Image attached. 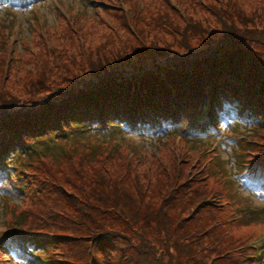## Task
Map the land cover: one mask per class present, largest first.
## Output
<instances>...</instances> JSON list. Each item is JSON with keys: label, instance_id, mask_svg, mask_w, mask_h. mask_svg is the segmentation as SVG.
Wrapping results in <instances>:
<instances>
[{"label": "trees", "instance_id": "obj_1", "mask_svg": "<svg viewBox=\"0 0 264 264\" xmlns=\"http://www.w3.org/2000/svg\"><path fill=\"white\" fill-rule=\"evenodd\" d=\"M227 1L228 10H213L206 27L197 23L175 35L166 33L176 37L166 43L168 46L156 45L164 34L132 30L126 46L89 50L79 55L85 59L84 65L70 72L62 64V56L54 57L53 50L47 51L52 48L45 47L40 56L31 58L32 67L25 73V78H30L23 94L11 88L7 91L10 82L0 80V190L6 193L5 198L20 201L30 196V191L37 195L51 187L48 195L55 202L53 209L61 205L65 189L70 202L78 203L81 197L86 201L81 212L82 232L73 250H59L68 235L45 228L56 227L49 224L45 210L39 218L31 214V227L15 223L2 235L1 263L70 264L83 255L79 257L81 264H202L208 251L214 264H224L220 258L229 254L240 264H264V242L249 252L248 247L235 241L231 247L223 237L203 228L194 232L199 252L184 243L178 229H173L174 234L177 232L173 240L177 237L184 247L179 246L187 256L184 260L172 262V254L162 248L160 254L153 253L159 229L150 232V248L140 249L147 242L142 241L143 232L152 227L150 218L171 225L168 208L177 205L179 191L174 181L179 182L178 177L192 178L195 173L196 164L182 161L173 151L161 161L155 175L149 169L144 175L139 173L138 163L124 157L120 145L121 149L109 148L90 172L83 161L68 176L53 178L49 172L39 178L37 173L41 172L32 171L31 160L39 162L47 155L41 148L47 150L64 142L78 145L100 134L109 139L121 129L149 134L158 129L167 138L177 134L186 142L204 140L221 127L264 129V3L244 10L236 0ZM161 17H156V26ZM133 20L142 23L140 18ZM189 28L194 33H188ZM192 41L195 47H191ZM10 53L5 74L15 61V53ZM3 65L4 60L0 79L4 77ZM49 159L58 160L53 155ZM245 164L238 180L244 185H260L264 180V145L249 154ZM168 182L172 187L168 185L169 189L163 191ZM50 183L58 186L55 191ZM214 193V202L219 204L221 194ZM107 218H112L109 228L105 225ZM14 238V242L7 241Z\"/></svg>", "mask_w": 264, "mask_h": 264}, {"label": "rangeland", "instance_id": "obj_2", "mask_svg": "<svg viewBox=\"0 0 264 264\" xmlns=\"http://www.w3.org/2000/svg\"><path fill=\"white\" fill-rule=\"evenodd\" d=\"M10 1L1 2L0 0V64L4 60V77L0 80L10 82L7 83L10 84L6 87L7 91L11 88L22 94L27 89L26 84L30 78H25V73L27 68L32 67L31 58L38 54L40 56L45 47L52 48L47 51L53 50L54 57L61 55L62 64L70 72L84 65L85 59L81 60L79 55H84L89 50L97 47L105 50L126 46L132 30L140 29L149 34H164L163 38L156 42V45L162 48L168 46L166 43L174 42L176 37L172 35L190 25L198 23L206 27L210 23L213 10H228L230 4L227 0ZM136 2L141 6L138 7ZM236 2L239 7L248 10L251 5L260 6L264 0H236ZM158 16H162V19L156 26L155 21ZM131 17L140 18L142 23L137 24ZM162 24L165 28L161 26ZM187 32L194 33V29L189 28ZM166 33L173 34L170 37V34ZM192 44H194L193 41L191 47ZM6 51L9 53H5ZM10 52L15 53L12 55L15 61L12 62L13 67L8 68V74H5ZM47 56L50 55L47 54ZM52 58L49 57V60ZM181 69L182 67L179 68L180 71ZM6 75L8 78L5 77ZM33 91L35 90H30V92ZM175 92H178V89H175ZM243 119L245 121V118ZM167 136V134H162L161 137L128 135L123 132L118 137L110 135L109 139L101 137V134L97 137L98 139L86 138L78 145L67 144V142L60 145L54 144L47 150L41 148L43 153L47 154L44 155L43 160L39 162L36 158L31 160L32 171H40L41 174L37 173L39 178H44L45 173L49 174V172L53 178L60 175L68 176L76 169L78 162L83 161L86 164V171L90 172L101 163L109 148L121 149L120 145L123 156L133 158L134 163H138L136 167L139 173L144 175L149 169L152 175H155L159 166L162 165L161 161L167 160L173 151L183 159L180 160L195 163V173L192 178L178 177L179 182L174 181L179 184L175 187L179 191L176 195L177 205L174 208H168L171 225H164L159 223V220L150 218L152 227L148 232H143L142 241L147 242L140 249L150 248V232L159 229V238L152 247L153 253L160 254L159 249L162 248L172 254V262L177 258L184 260L187 256L179 246L184 247L179 244L177 237L175 241L173 240V235L177 233L174 234L173 229H178L184 243L199 252L200 246L196 243L197 238L195 239L194 232L203 228L209 229L208 232L213 235L223 237L228 245L235 241L242 247H248L249 252H253L264 242V182L258 187L252 184L244 185L237 176H241L244 172L249 154L263 147L264 129L246 128L245 125L237 130L221 127L219 131H212V135L204 140L195 142L189 140L186 142L177 134H173L174 137L170 138ZM122 139L125 140L123 145H121ZM94 141L107 146L102 145L100 148L94 144ZM98 151L100 154L96 155ZM51 155L58 160L51 161L49 159ZM44 180L49 183L47 178ZM51 185L55 187L54 191L58 187ZM165 185L164 189L161 188L163 191L169 189L168 185L172 187L173 183L168 182ZM215 191L221 194L222 202L219 204L214 202ZM30 192V196L23 197L20 201H11V196L5 198L6 193L0 190V242H3L2 235L15 223H19L22 228L28 225L31 227L33 224L31 214L39 218L46 210L49 224H54L56 227L45 228L66 231L68 235L65 237L64 246L59 250H73L76 238L82 232L79 229L85 198L81 197L78 203L70 202L65 189L61 198L62 203L59 208L55 207L57 209L55 210L53 209L55 202L48 195L52 192L51 187H45L37 195L34 191ZM111 220L112 218H107L105 222L108 228ZM1 256L0 254V258ZM79 257L84 258L83 255ZM79 257L72 259L69 263L81 264ZM212 257L213 255L206 251V259L202 264H214ZM220 259L224 264H240L233 261L231 254ZM0 264L19 263L14 261L10 263L9 260Z\"/></svg>", "mask_w": 264, "mask_h": 264}]
</instances>
